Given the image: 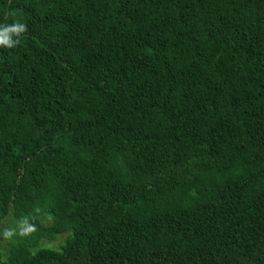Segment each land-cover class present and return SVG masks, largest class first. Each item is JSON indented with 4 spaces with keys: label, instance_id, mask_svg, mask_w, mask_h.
I'll return each instance as SVG.
<instances>
[{
    "label": "trees",
    "instance_id": "obj_1",
    "mask_svg": "<svg viewBox=\"0 0 264 264\" xmlns=\"http://www.w3.org/2000/svg\"><path fill=\"white\" fill-rule=\"evenodd\" d=\"M14 22L0 264H264V0H0Z\"/></svg>",
    "mask_w": 264,
    "mask_h": 264
},
{
    "label": "clouds",
    "instance_id": "obj_2",
    "mask_svg": "<svg viewBox=\"0 0 264 264\" xmlns=\"http://www.w3.org/2000/svg\"><path fill=\"white\" fill-rule=\"evenodd\" d=\"M27 32V26L21 22H14L12 24L0 25V47L14 48L12 38L14 36L21 37ZM36 229L26 230L29 234L34 232Z\"/></svg>",
    "mask_w": 264,
    "mask_h": 264
},
{
    "label": "rangeland",
    "instance_id": "obj_3",
    "mask_svg": "<svg viewBox=\"0 0 264 264\" xmlns=\"http://www.w3.org/2000/svg\"><path fill=\"white\" fill-rule=\"evenodd\" d=\"M2 229H3V227L1 226V228H0V260L2 259L4 248L7 245L8 240H9L7 235L2 234V232H1ZM64 238H65V235L61 234V235H58L54 240L50 241V243H48L47 241H43V244L50 246L52 248H55L62 243Z\"/></svg>",
    "mask_w": 264,
    "mask_h": 264
}]
</instances>
